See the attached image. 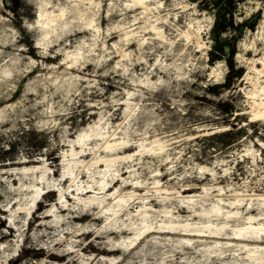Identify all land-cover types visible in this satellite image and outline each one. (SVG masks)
<instances>
[{
    "label": "rangeland",
    "instance_id": "1",
    "mask_svg": "<svg viewBox=\"0 0 264 264\" xmlns=\"http://www.w3.org/2000/svg\"><path fill=\"white\" fill-rule=\"evenodd\" d=\"M0 264H264V0H0Z\"/></svg>",
    "mask_w": 264,
    "mask_h": 264
}]
</instances>
